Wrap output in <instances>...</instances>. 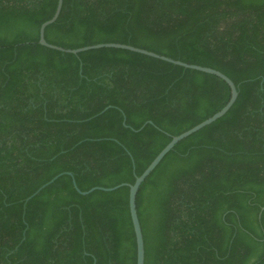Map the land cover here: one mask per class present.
I'll return each mask as SVG.
<instances>
[{
  "label": "trees",
  "instance_id": "1",
  "mask_svg": "<svg viewBox=\"0 0 264 264\" xmlns=\"http://www.w3.org/2000/svg\"><path fill=\"white\" fill-rule=\"evenodd\" d=\"M56 4L0 0V264H136L129 187L83 195L72 176L80 190L133 183L230 88L128 49L41 45ZM44 38L126 43L233 80L228 111L138 189L144 264H264V0H63Z\"/></svg>",
  "mask_w": 264,
  "mask_h": 264
},
{
  "label": "water",
  "instance_id": "2",
  "mask_svg": "<svg viewBox=\"0 0 264 264\" xmlns=\"http://www.w3.org/2000/svg\"><path fill=\"white\" fill-rule=\"evenodd\" d=\"M62 2H63V0H57L56 8H55V11H54L52 17L45 20L40 25L38 42L41 45H44V46H47L49 48L56 49V50H59L62 52H69V53H74V54H77L79 52H82V51H85L88 49L100 48V47H114V48L128 49V50H131L134 52L142 53V54L154 57V58H158V59L170 62V63L175 64V65H179V66H182L185 68H190V69L202 71L205 73L213 74V75L221 78L222 80H224L230 88L229 99L218 111H216L215 113H213L211 116L207 117L206 119L202 120L201 122L195 124L191 128L181 132L180 134L172 136L170 141L156 154V156L151 160V162L142 171V173L135 176L133 183L122 182L120 184L110 186V187L93 186L88 190H80L76 184L74 177L72 176V173L69 171H66V172H61V173L55 175L54 177H52L49 181L42 184L36 191H34L31 195L26 197L24 200L25 202H27L30 198H32L34 195H36L42 188H44L45 186L52 183L56 178H58L63 173H66V174H69L72 176L73 186L75 187V189L79 193H81L83 195L88 194L95 189H100V190H104V191H111V190H114V189H116L120 186H123V185L128 186L129 187V194H128L129 212H130V217H131V221H132V225H133V229H134V233H135V240H136V264H144V259H145L144 240H143V233H142L141 225H140L138 214H137V208H136V195H137V192H138V189H139L141 183L151 173V171H153V169L158 165V163L162 160V158L166 155V153L170 149H172L177 142H179L181 139L187 137L188 135L196 132L197 130L201 129L202 127L212 123L213 121H215L216 119H218L219 117H221L222 115H224L228 111V109L232 106V104L234 103V101L237 98V95H238L237 86L235 85L233 80L231 78H229L226 74H224L220 70H217L213 67L184 62V61H181L179 59H174V58H171L169 56L158 54L154 51L147 50V49L140 48V47H136V46L126 44V43L102 42V43H95V44L86 45V46H82V47H78V48H64V47H61V46H58V45H55L52 43H48L44 38L45 27L47 25L53 23L57 19L58 15L61 11ZM147 122H151V121H147ZM123 124L126 125L125 119L123 120ZM141 128L142 127H140L139 129H141ZM262 208H264V207H262Z\"/></svg>",
  "mask_w": 264,
  "mask_h": 264
}]
</instances>
